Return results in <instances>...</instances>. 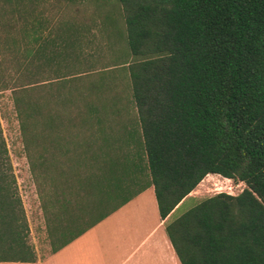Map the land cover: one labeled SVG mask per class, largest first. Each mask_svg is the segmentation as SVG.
<instances>
[{"label": "trees", "instance_id": "trees-1", "mask_svg": "<svg viewBox=\"0 0 264 264\" xmlns=\"http://www.w3.org/2000/svg\"><path fill=\"white\" fill-rule=\"evenodd\" d=\"M116 1L124 34L114 13L106 21L126 44L121 67L130 81L134 119L123 126L121 141L131 151L113 152L118 140L104 131L106 105L88 104L83 121L97 128L90 146L100 144L87 154L102 160L101 174L79 183L92 200L74 212L65 200L60 214L47 218L51 241L58 244L52 252L153 186L180 264H264V0ZM40 15L31 0H0V91L13 93L24 133L36 123L38 108L24 99L36 84L15 86L13 80L33 79L39 62L52 64L66 50L77 59L74 38L57 44L42 37ZM11 53L14 69L6 66ZM91 91L96 95L101 87ZM55 123L53 116L45 123L52 143ZM209 174L245 188L235 196L207 197L172 217ZM28 237L0 125V262H35Z\"/></svg>", "mask_w": 264, "mask_h": 264}, {"label": "rangeland", "instance_id": "rangeland-1", "mask_svg": "<svg viewBox=\"0 0 264 264\" xmlns=\"http://www.w3.org/2000/svg\"><path fill=\"white\" fill-rule=\"evenodd\" d=\"M31 1L42 12L40 18L45 23L42 37L47 41L55 39L57 44L60 38H74L75 45L71 52L77 54L75 59L66 50L65 56L52 64L39 62L37 75L33 79L20 77L13 80L15 86L33 82L36 84L30 95L24 98L38 108L36 123H30L26 133L20 127L13 93L11 90L0 91V125L29 227L28 241L35 256L39 252L44 258L52 253L53 246L58 245L51 241L47 218L54 219L58 216L60 203L65 200L70 203L69 212H74L78 206L92 200L88 187L80 189L79 183L84 185L92 176L101 174L99 165L102 160L93 161L87 154L90 148L98 151L100 144L97 140L95 143L98 144L90 146V135L97 128L83 121L87 115V105H106L107 111L101 115L103 127L107 134H112L118 140L115 143L117 148L113 149L117 155L131 151L121 138L123 126L128 124L129 119H134V110L130 104V81L121 67L126 44L123 38L118 37L116 28L106 21V17L114 13L118 17V27L124 34L122 16H117L120 11L118 2ZM68 27L74 28L75 32L67 31ZM28 43L29 38L22 39L23 45ZM68 50L71 48L68 47ZM15 57L14 53L9 55L6 65L9 69L17 68ZM92 85L100 86L101 91L94 95ZM50 116L56 118L51 134L54 143L46 139L48 131L45 123ZM40 156L44 158L41 159ZM244 188L245 184L242 182L226 181L213 176L202 181L194 195L201 200L218 193L235 196ZM197 203L195 199L187 200L172 217ZM54 223L55 220L51 225Z\"/></svg>", "mask_w": 264, "mask_h": 264}, {"label": "crops", "instance_id": "crops-1", "mask_svg": "<svg viewBox=\"0 0 264 264\" xmlns=\"http://www.w3.org/2000/svg\"><path fill=\"white\" fill-rule=\"evenodd\" d=\"M213 176L221 177L209 174L202 181ZM196 188L179 209L189 199L201 200L195 198ZM165 221L159 215L154 188L149 186L56 252L44 258L36 252L33 263L0 264H180L166 235Z\"/></svg>", "mask_w": 264, "mask_h": 264}]
</instances>
